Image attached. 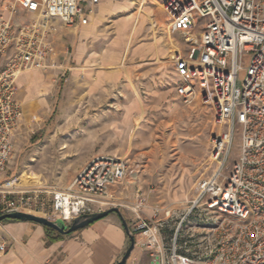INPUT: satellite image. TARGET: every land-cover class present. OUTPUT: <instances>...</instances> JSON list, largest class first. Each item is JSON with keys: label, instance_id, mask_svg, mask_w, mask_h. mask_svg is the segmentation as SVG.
<instances>
[{"label": "built area", "instance_id": "built-area-1", "mask_svg": "<svg viewBox=\"0 0 264 264\" xmlns=\"http://www.w3.org/2000/svg\"><path fill=\"white\" fill-rule=\"evenodd\" d=\"M99 2L11 0L0 15V215L48 218L41 188L3 179L24 117L17 80L50 67L55 21L86 25ZM163 7L167 33L183 34L187 44L171 58L176 94L186 105L196 95L210 100L219 130L180 210L154 207L146 215L142 192L120 206L132 215L130 230L144 238L147 264H264V0H165ZM20 14L30 17L20 20ZM236 134L239 151L231 160ZM134 173L122 159L97 158L66 188L50 192L52 212L61 218L67 209L70 218H61L66 222L115 206L112 188Z\"/></svg>", "mask_w": 264, "mask_h": 264}, {"label": "rangeland", "instance_id": "rangeland-1", "mask_svg": "<svg viewBox=\"0 0 264 264\" xmlns=\"http://www.w3.org/2000/svg\"><path fill=\"white\" fill-rule=\"evenodd\" d=\"M10 1L0 0V15L5 14ZM108 1L116 7L106 8L105 22L100 27L107 30L108 39L115 35L118 23L130 25L119 28L124 45L113 67L121 75V85L95 88L88 98L73 88L71 78L58 81L55 91L49 94L46 112L24 115L3 177L27 188H41L50 220L57 218L52 212L50 192L66 188L89 162L103 156L122 159L136 171L112 188L117 205L104 210L118 208L129 226L132 215L120 204H129L138 192L146 197V215L154 207L170 205L180 210L187 190L208 163L211 141L219 130L210 100L196 95L194 102L186 105L176 94L179 81L171 55L174 46L182 54L187 44L183 34L166 32V14L163 9L157 11L165 0H134V4H129L133 0ZM54 26L57 35L67 31L58 20ZM199 29L194 33L198 34ZM153 41L161 53L134 54L140 45ZM57 43L71 50L68 35L58 38ZM0 59L1 66L4 61ZM152 63L157 69L150 76L144 66ZM136 100L143 103L144 111L130 110L129 114ZM32 115L36 120H31ZM238 151L236 134L231 160ZM160 215L165 217L163 212Z\"/></svg>", "mask_w": 264, "mask_h": 264}, {"label": "crops", "instance_id": "crops-1", "mask_svg": "<svg viewBox=\"0 0 264 264\" xmlns=\"http://www.w3.org/2000/svg\"><path fill=\"white\" fill-rule=\"evenodd\" d=\"M109 6L116 9L108 0H100L94 12L89 14L86 25L66 26L67 31L62 30L59 35L55 28L53 41L56 54L47 60L50 67L26 71L17 80V98L22 103L24 115L45 113L50 103L49 94L55 91L56 83L62 82L63 77L71 78L73 88L88 98L95 88L121 85V75L113 67L119 62L123 50L124 39L119 30L123 25L117 24L111 39H108L107 30L100 28ZM29 17L20 14L18 19L27 20ZM63 35H68L70 51L59 43L56 46V40ZM156 45L155 41L144 43L134 54L158 55L162 51ZM94 64L100 66L93 67ZM156 69L154 63L144 66L145 73L150 76ZM130 110L143 113L144 105L136 100ZM152 213L150 210L148 215ZM52 230L30 221L8 219L0 222V244H5L0 251V264H116L129 246L128 235L116 213L66 235ZM143 239L140 233H134V247L126 264H147L149 256L142 246Z\"/></svg>", "mask_w": 264, "mask_h": 264}, {"label": "water", "instance_id": "water-1", "mask_svg": "<svg viewBox=\"0 0 264 264\" xmlns=\"http://www.w3.org/2000/svg\"><path fill=\"white\" fill-rule=\"evenodd\" d=\"M110 213H116L120 217L123 227L126 231V234L128 235L129 238V246L127 250L125 251L124 255L122 258L116 263V264H126L127 258L130 255L131 250L134 247V234L130 230L127 222L123 218L122 214L120 213L119 209L116 207L109 208L107 210L101 211V212H94V213H89V214H83L81 216L73 218L72 222L66 223L63 221L61 218H56L55 220H50L44 216H38L35 214L31 213H25V212H13L9 214H3L0 215V222L4 220H21V221H30V222H35L38 223L44 227L51 228L54 231H56L59 234L66 235L69 233H72L74 231H77L79 229H82L89 224H92L93 222L102 219L109 215Z\"/></svg>", "mask_w": 264, "mask_h": 264}, {"label": "bare ground", "instance_id": "bare-ground-1", "mask_svg": "<svg viewBox=\"0 0 264 264\" xmlns=\"http://www.w3.org/2000/svg\"><path fill=\"white\" fill-rule=\"evenodd\" d=\"M135 3V1L133 0L132 2H130L129 4H134ZM162 9H163V13H165V9H164V7H163V5L162 4H160L159 5V7H158V9H157V11H162ZM157 13V12H156ZM159 15V14H158ZM124 26H130V25H127L126 23L125 24H123ZM167 32V31H166ZM169 34V33H168ZM174 49H175V51H174V53L175 52H181L176 46H174L173 47ZM173 53V54H174ZM173 55H171V57H172ZM63 220H67V219H69L70 218V216H69V212L67 211V209L65 210V213H64V216L63 217H61Z\"/></svg>", "mask_w": 264, "mask_h": 264}, {"label": "trees", "instance_id": "trees-1", "mask_svg": "<svg viewBox=\"0 0 264 264\" xmlns=\"http://www.w3.org/2000/svg\"><path fill=\"white\" fill-rule=\"evenodd\" d=\"M4 221H7V220H4ZM47 229L50 230V231L52 230L51 228H47ZM52 231H53V230H52Z\"/></svg>", "mask_w": 264, "mask_h": 264}]
</instances>
